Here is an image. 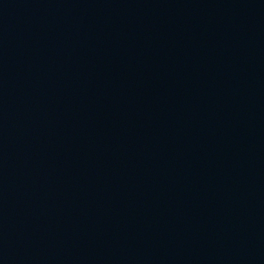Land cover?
<instances>
[{"label": "water", "instance_id": "obj_1", "mask_svg": "<svg viewBox=\"0 0 264 264\" xmlns=\"http://www.w3.org/2000/svg\"><path fill=\"white\" fill-rule=\"evenodd\" d=\"M0 264H264V0H0Z\"/></svg>", "mask_w": 264, "mask_h": 264}]
</instances>
